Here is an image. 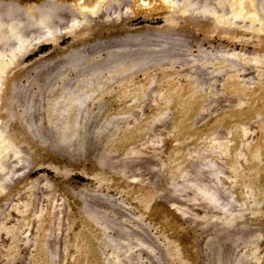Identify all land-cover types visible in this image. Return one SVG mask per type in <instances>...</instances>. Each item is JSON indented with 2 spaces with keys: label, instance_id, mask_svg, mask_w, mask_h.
<instances>
[{
  "label": "rangeland",
  "instance_id": "obj_1",
  "mask_svg": "<svg viewBox=\"0 0 264 264\" xmlns=\"http://www.w3.org/2000/svg\"><path fill=\"white\" fill-rule=\"evenodd\" d=\"M260 1L0 0V9L10 11L7 19L18 16L26 24L45 9L43 17L60 27L50 32L58 37L36 43L38 21L30 20L28 43L16 49L12 64L0 58V71H7L0 88V126L6 129L0 139H11L9 148L16 150L3 149L0 142V178L10 176L6 183L0 179V264H93L100 252L115 263L123 250L129 256L115 264H264V81L251 84L252 91L231 81L236 76L256 82L264 74V60L257 58L264 56V29L255 28L264 23ZM2 25L0 37L15 26ZM121 39L123 67H111ZM227 51L235 53L233 73L222 59H228ZM76 52L83 53L85 69L105 68V78L103 87L95 85L98 93L87 111L75 116L76 123L85 124L82 144L73 138L68 145L58 141L56 131L65 116L56 118L47 110L55 105L58 87L77 81L82 69L69 64ZM203 54L222 59L213 77L212 63L180 66ZM170 57L179 59L172 66L175 74L170 73L175 86L167 82L166 69L159 72ZM187 75L197 79L196 86L174 90ZM148 77L155 81L152 86ZM129 83L142 85L137 88L146 95L135 100L122 94ZM153 87L164 94L152 93ZM19 146L22 163L14 158ZM208 158L216 162L214 175L201 169ZM184 179L195 183L176 186ZM197 184L213 187L220 199L234 196L233 211L215 209ZM92 213H99L97 224L104 230L90 241L89 232L97 228L88 216ZM77 237L79 248H70ZM114 240H126L121 251L113 248Z\"/></svg>",
  "mask_w": 264,
  "mask_h": 264
},
{
  "label": "bare ground",
  "instance_id": "obj_2",
  "mask_svg": "<svg viewBox=\"0 0 264 264\" xmlns=\"http://www.w3.org/2000/svg\"><path fill=\"white\" fill-rule=\"evenodd\" d=\"M260 4H261V7L263 8V10H264V3H261V1H260ZM55 5V4H54ZM7 8H5V10H2V9H0V24L2 25V26H7V25H12V24H14L15 26L12 28V30L11 31H8V32H6L5 30V32H2L1 33V35H2V37H0V42H2L3 44H2V48L0 49V58L2 59V61H4L5 63H7V65H9L8 63H10V62H12V61H14L13 59H12V56L15 54V51H17L16 49H18V48H21V49H23L26 45H27V43H28V41H27V30L28 29H26L27 28V26H26V24L28 23V22H30V20L33 22V24L35 23V21L37 22L35 25L37 26V27H35V31H37L36 33H35V36L33 35L32 36V38L34 37V38H36V39H34L35 40V42L37 43V42H44V41H50V39H53L54 37H58V36H56L55 34H50V32H52V31H58L59 29L57 28V27H59L58 25L57 26H55V25H53V21H51L49 18V16H47V15H45V17H43V14H45L46 13V11L47 10H45V9H40V11H39V13L38 14H36L35 15V17L34 16H31L30 15V17L28 18L29 20L27 21V23L25 24L24 22L22 23L20 20H19V18H17L18 16H12V15H14V14H12L11 16L12 17H10V19H7V14H8V11L9 10H6ZM8 9H10V8H8ZM15 10V9H14ZM262 10V11H263ZM10 12V11H9ZM17 12V11H16ZM264 12V11H263ZM13 13V12H12ZM16 14V13H15ZM47 14V13H46ZM2 15L4 16L3 18H2V20H1V17H2ZM9 15V14H8ZM25 15V14H24ZM10 16V15H9ZM40 16V17H39ZM42 16V17H41ZM47 16V17H46ZM38 18H43V19H41L40 21L38 20ZM21 19H24V18H21ZM53 19V18H52ZM57 19V18H56ZM70 20V19H69ZM57 21H59V20H57ZM72 21V20H71ZM238 21V20H237ZM31 22V23H32ZM52 22V23H51ZM62 22V21H61ZM60 22V23H61ZM165 22H166V19H165ZM256 23V22H255ZM55 24V23H54ZM56 24H57V22H56ZM68 24V23H67ZM66 24V25H67ZM73 24H75V23H73ZM72 23L69 25L68 24V27H70V26H72L73 25ZM259 24V23H258ZM0 25V26H1ZM31 26H32V24H31ZM30 26V27H31ZM254 26V25H253ZM264 23H260L257 27L255 26V28H257V30H261V31H263V29H264ZM261 27V28H260ZM4 27H3V29H5ZM29 28V27H28ZM33 28H34V26H33ZM60 28V27H59ZM254 28V29H255ZM64 30V29H63ZM62 30V31H63ZM256 30V29H255ZM62 31H59V32H62ZM32 32H33V30H32ZM58 34H60V33H58ZM129 39V38H128ZM30 40V39H29ZM33 39H32V41H34ZM124 40V39H123ZM123 40L121 39V41L119 42V43H121L120 45L121 46H117V48L118 49H116V53H117V58H115L113 61H114V64H112V66L111 67H113V65H114V67H118V66H122V64L120 63L122 60L120 59V57L118 58V54L122 51V49L124 48L123 47V45H126V44H124L123 43ZM31 41V43H33ZM101 42V41H100ZM139 42H141L140 41V39H139ZM157 42V41H156ZM122 43H123V45H122ZM163 43V42H162ZM30 44V43H29ZM91 44V43H90ZM138 44V43H137ZM152 44V43H151ZM161 44V43H160ZM1 45V44H0ZM85 45H87V44H85ZM136 45V44H135ZM163 45H164V43H163ZM167 45V44H166ZM169 45H171V44H169ZM28 47V46H27ZM159 47V46H158ZM161 48V47H160ZM159 48V49H160ZM166 48V47H165ZM79 49V48H78ZM167 49V48H166ZM82 50V49H81ZM84 50V49H83ZM120 50V51H119ZM156 50V49H155ZM179 50H181V48H179ZM77 51V50H76ZM112 51V50H111ZM128 51V50H127ZM144 51V50H143ZM17 53V52H16ZM19 53V52H18ZM71 53H72V51H71ZM128 53H129V51H128ZM145 53V52H144ZM143 53V54H144ZM156 53H157V50H156ZM167 53V52H166ZM165 53V54H166ZM89 54V53H88ZM107 54H108V52H107ZM130 54V53H129ZM143 54H141V55H143ZM158 54V53H157ZM70 55V54H69ZM124 55V54H123ZM140 55V56H141ZM171 55V54H170ZM206 54H203V58L202 59H194V57L192 58L193 59V61L191 60H189V63L187 62V63H180V66L183 68V69H186V68H190V67H192V66H194L195 64H198L196 61L197 60H199L200 61V64H202L203 66H205V64H207V63H212V65H210V66H208V68H209V70H210V72H209V74H211L212 73V77L216 74V73H214V69L215 70H217L216 68V66L217 65H219V63L221 62L220 60H224V61H226L227 60V63L229 64V68H230V70L232 71V73H233V71L234 70H236V67H238L237 65H236V62H235V60L233 59V57L235 56V53H233V52H231V51H227V53H226V57L228 58V59H224V57L221 59V58H219V57H212L213 55H215V54H213L211 57H207L206 58V56H205ZM221 55H223L224 56V54H221ZM115 56H116V54H115ZM167 56V55H166ZM84 57V55H83V53L81 52V53H79V52H76V54L75 55H73L71 58H69V64L72 66L71 68H73V67H76V66H79V68L80 69H82L81 71H80V74L78 75V79H77V81H76V83L73 85V86H62V88L60 87H58V89H60V90H57V92L54 94L55 96H54V98H52L53 99V101H52V104H55V105H53L52 107L51 106H48V110L47 111H50L49 112V115L51 116V113L54 115V116H56V118L58 117H64V119L63 118H61V121L60 122H56L57 123V125L59 126H57L58 128H59V130H56V131H59V134H60V137H59V139H58V141L59 142H61V143H64V144H68L69 145V143L72 141V139L74 138L75 140H77L79 143H81L82 142V140L84 139V137L86 136L85 134V131H84V125L85 124H82L81 123V125L79 124L80 122V120L78 119V121H77V123H76V118H77V114H78V112H86L87 110H85V108H86V104H87V102L90 100H95L96 98V94L98 93L95 89V85H96V87L97 86H102L104 83V75L101 73V71H102V69L104 70L105 68H103L101 65L100 66H98L96 69H94V68H89V69H87V67H86V69L84 68L86 65H85V61H83V60H81V58H83ZM129 57V56H128ZM126 58V57H125ZM134 58V57H133ZM132 58V60H134ZM147 58V57H146ZM155 58V57H154ZM171 58V57H170ZM257 58H259V59H263L264 60V56L263 55H261V54H258L257 55ZM99 59V58H98ZM113 59V58H112ZM152 59V58H151ZM161 59V58H160ZM124 60V59H123ZM136 60V59H135ZM196 60V61H195ZM51 61V60H50ZM65 61V60H64ZM63 61V62H64ZM87 61V60H86ZM112 61V62H113ZM126 61H127V59H126ZM152 61V60H151ZM150 61V62H151ZM161 61V60H160ZM55 62H57V61H55ZM84 62V63H83ZM95 62V61H94ZM135 62V61H134ZM157 62H159V60L157 61ZM176 62H179V59L178 58H171V59H169V62H168V60H167V62L164 64V65H162L161 67H160V70H159V72L161 73L162 71H164V69H166V73L165 72H163V73H165V75H166V77H168V78H166L167 79V82L169 83V84H173V81H172V74H175L173 71H172V66L173 65H175L176 64ZM193 62V63H192ZM264 62V61H263ZM149 63V62H148ZM2 64H3V62H2ZM10 64H12V63H10ZM51 64H52V62H51ZM68 64V65H69ZM84 65V66H82V65ZM91 64V63H90ZM94 64V63H93ZM69 65V66H70ZM98 65V64H97ZM130 65H131V67L130 68H134L135 67V63H133V61H132V64L130 63ZM144 65V64H143ZM1 66V65H0ZM3 66V65H2ZM47 66H49V65H47ZM67 66V65H66ZM139 66H140V64H139ZM146 66V65H145ZM200 66V65H199ZM198 66V67H199ZM5 67V66H4ZM123 67V66H122ZM197 67V66H196ZM59 68H60V65H59ZM78 68V69H79ZM120 68V67H119ZM140 68V67H139ZM2 69V68H1ZM49 69H51V68H49ZM65 69V68H64ZM63 69V70H64ZM115 69V68H114ZM135 69V68H134ZM40 70V69H39ZM62 70V69H61ZM60 70V71H61ZM66 70V69H65ZM68 70V69H67ZM76 70V69H75ZM111 70V69H110ZM122 70V69H121ZM43 71V70H42ZM46 71V70H45ZM105 71V70H104ZM113 71V70H112ZM119 71V70H118ZM124 71V70H123ZM134 71V70H133ZM175 71V70H174ZM207 71V70H206ZM217 71H219V70H217ZM263 71V70H262ZM51 72H52V70H51ZM57 72V71H56ZM67 72V71H66ZM65 72V73H66ZM6 73H7V71L6 70H3V71H0V88H1V82L3 81V79L6 77ZM43 73V72H42ZM46 73V72H45ZM54 73V72H53ZM61 73V72H60ZM106 73V72H105ZM104 73V74H105ZM130 73V72H129ZM128 73V74H129ZM133 73V72H132ZM131 73V74H132ZM170 73H172V74H170ZM52 74V73H51ZM55 74V73H54ZM53 74V75H54ZM62 74V73H61ZM167 74H169L168 76H167ZM178 74H182L183 75V73L181 72H179ZM41 75V74H40ZM45 75V74H44ZM43 75V76H44ZM48 75V74H47ZM56 75V74H55ZM67 75V74H66ZM121 75H124L122 72L118 75V76H121ZM185 75V74H184ZM51 76V75H50ZM116 76V75H115ZM157 76H159L158 74H157ZM253 76V75H252ZM47 77H49V75L47 76ZM53 77V76H52ZM61 77V76H60ZM127 77V76H126ZM161 77H164V76H161ZM193 76H191V75H187V76H185L184 77V79H185V83H183V82H179V83H177L176 85H177V87H175V89L174 90H176V89H178L179 91L181 90V89H183V88H185V87H187V86H192V88H194V86H196V84L197 83H195L196 82V78H192ZM205 77V76H204ZM255 77V76H254ZM40 78V77H39ZM46 78V76L44 77V79ZM56 78V77H55ZM62 78V77H61ZM66 78H67V76H66ZM119 78V77H118ZM132 78V77H131ZM149 78V83H150V85L151 84H153V83H155V81H154V79L151 77H148ZM47 79V78H46ZM46 79L44 80V81H46ZM50 79H52V78H50ZM49 79V80H50ZM57 79H60V78H57ZM57 79L56 80H53V82H57ZM75 79H76V77H75ZM114 79V78H113ZM127 79V78H126ZM133 79V78H132ZM161 79V78H160ZM166 79H164V80H166ZM63 80V79H62ZM62 80H60L59 82H61ZM110 80V79H109ZM124 80V79H123ZM131 80V79H130ZM253 79H250V78H238V77H234L233 79H231V81L232 82H237V84H240V85H244L245 86V88L246 89H248L249 88V90H250V88H251V86L253 85V84H260V83H262L263 81H264V74L263 73H259V76H258V80H255L256 82H253L252 81ZM69 81V80H68ZM111 81V80H110ZM110 81H106V82H110ZM114 81H117V80H114ZM126 81V80H125ZM159 81V80H158ZM202 81V80H201ZM207 81V80H206ZM32 82V81H31ZM42 82V81H41ZM89 82H90V85H89ZM124 82V81H123ZM128 82H129V80H128ZM3 83V82H2ZM14 83V82H13ZM34 83V82H33ZM45 83V82H44ZM46 83H48V82H46ZM45 83V84H46ZM139 83V82H138ZM130 84L129 83V85L128 84H125V86H122V87H124V88H122V94H133V96H135L134 98H135V100L137 99L138 100V98L137 97H141V96H145L146 95V93L144 94V92L143 91H140L137 87H139V86H142V85H139V84ZM157 83V82H156ZM10 84H12V83H10ZM54 84V83H53ZM68 84V83H67ZM66 84V85H67ZM70 84H71V82H70ZM112 84V83H111ZM140 84H142V83H140ZM252 84V85H251ZM13 85V84H12ZM17 85V84H16ZM15 85V86H16ZM50 85V84H49ZM55 85H56V83H55ZM57 85H58V83H57ZM109 85V84H108ZM121 85H122V83H121ZM138 85V86H137ZM15 86L13 87L14 89H16L15 88ZM40 86V85H39ZM44 86H47V85H44ZM52 86V85H51ZM104 86H106V85H104ZM111 86V85H110ZM120 86V85H119ZM152 86V85H151ZM173 86H175V84H173ZM103 87V86H102ZM53 88V87H52ZM51 88V89H52ZM93 88V89H92ZM155 87H153L152 89H151V91H152V93H155V94H157V95H160V96H162L164 93H162V92H160L159 90H155L154 89ZM13 89V91L15 92V93H17V89L16 90H14ZM43 89H44V87H43ZM120 89V88H119ZM118 89V90H119ZM127 89V90H126ZM163 89V88H162ZM2 90V89H1ZM39 90H40V88H39ZM101 90V89H100ZM10 91V90H9ZM19 91V90H18ZM41 91V90H40ZM250 91H252V89L250 90ZM36 92H38V91H36ZM45 91H43V93H44ZM104 92V91H103ZM114 92V91H113ZM117 92V91H116ZM119 92V91H118ZM249 92V91H248ZM1 93V92H0ZM9 93V92H8ZM10 93H11V91H10ZM42 93V94H43ZM253 93V92H252ZM2 94V93H1ZM0 94V95H1ZM34 94H36V93H34ZM45 94V93H44ZM101 94V93H100ZM27 95H29V93L27 94ZM32 95V94H31ZM46 95V94H45ZM44 95V96H45ZM53 95V94H52ZM96 95V96H95ZM251 95V94H250ZM250 95H249V97H250ZM6 96V95H5ZM16 96V95H15ZM36 96H39L38 95V93L36 94ZM117 96V95H116ZM148 96V95H147ZM154 96V95H153ZM7 97V96H6ZM12 97V96H11ZM17 98H18V96H16ZM22 97V96H21ZM41 97V96H40ZM51 97V96H50ZM98 97H100V95L98 96ZM97 97V98H98ZM121 97V96H120ZM255 97V96H254ZM258 97V96H257ZM93 98V99H92ZM102 98V97H101ZM145 98V97H144ZM248 98V97H247ZM14 99V98H13ZM22 98H20V100H21ZM24 99H25V97H24ZM50 99V98H49ZM51 99V100H52ZM99 99V98H98ZM117 99H119V98H117ZM143 99V98H142ZM210 99H212V98H210ZM239 99V98H238ZM7 100V99H6ZM16 100L17 99H15V102H16ZM28 100V99H27ZM40 100V99H39ZM39 100L37 101V102H39ZM41 100H42V98H41ZM61 100V101H60ZM93 100V101H94ZM101 100V99H100ZM34 101V100H33ZM43 101V100H42ZM99 101V100H98ZM97 101V102H98ZM11 102H12V100H11ZM35 102V101H34ZM60 102H64V104L63 103H61V106H59V105H56V104H58V103H60ZM158 102V101H157ZM13 103V102H12ZM22 103H23V100H22ZM22 103H21V106H22ZM26 103V102H25ZM41 103V102H40ZM139 103H141V101L139 102ZM7 104H8V102H7ZM37 104V103H36ZM44 104V103H43ZM90 104V103H89ZM100 104H101V102H100ZM30 105V104H29ZM48 105H49V102H48ZM91 105V104H90ZM95 105V104H94ZM97 106V105H96ZM31 107V106H30ZM36 108H37V106H35ZM89 107H91V106H89ZM101 107V106H100ZM23 108V107H22ZM35 108V109H36ZM97 108H98V106H97ZM136 108H138V107H135V109ZM236 108H238L237 106H236ZM1 109V108H0ZM8 109V108H7ZM13 109H14V107H13ZM6 110V109H5ZM24 110V109H23ZM122 110V109H121ZM166 110V109H165ZM8 111V110H7ZM38 111V110H37ZM106 111V110H105ZM19 112V111H18ZM30 112V111H29ZM31 112H32V110H31ZM35 112V111H34ZM89 112V111H88ZM107 112V111H106ZM161 112V111H160ZM159 112V113H160ZM119 113V112H118ZM123 113V112H122ZM126 113V112H125ZM166 113V112H165ZM172 113V112H171ZM68 114V115H67ZM82 114V113H81ZM90 114V113H89ZM138 114V113H137ZM11 115V114H10ZM25 115H26V113H25ZM31 115H33V114H31ZM106 115V114H105ZM116 115V114H115ZM130 115V114H129ZM4 116H5V114H4ZM9 116V115H8ZM29 116H30V114H29ZM34 116V115H33ZM36 116V115H35ZM75 116H76V118H75ZM80 116H82L83 117V114L82 115H80ZM113 116H114V114H113ZM128 116V115H127ZM1 117V116H0ZM81 117V118H82ZM112 117V116H111ZM110 117V118H111ZM126 117V116H125ZM136 117V116H135ZM134 117V118H135ZM13 118V117H12ZM22 118V117H21ZM27 118V117H26ZM25 118V119H26ZM32 118H34V117H32ZM42 118H44V117H42ZM56 118H55V120H56ZM99 118V117H98ZM118 118V117H117ZM122 118H123V116H122ZM18 119V118H17ZM35 119V118H34ZM50 119V118H49ZM52 119V118H51ZM138 119V118H137ZM33 120V119H32ZM53 120V122L55 121L54 120V118L52 119ZM84 120V119H83ZM100 120V119H99ZM104 120V119H103ZM108 120V119H107ZM119 120H120V118H119ZM123 120V119H122ZM3 121V120H2ZM18 121V120H17ZM50 121V120H49ZM93 121V120H92ZM113 121V120H112ZM111 121V123H113L114 124V121L112 122ZM117 121V120H116ZM123 121H125V120H123ZM128 121V120H127ZM131 121H133V120H131ZM136 121V120H135ZM1 122V121H0ZM19 122V121H18ZM31 122H33V121H31ZM81 122H82V120H81ZM97 122H98V120H97ZM105 122V121H104ZM126 122V121H125ZM237 122V121H236ZM235 122V123H236ZM23 123H24V121H23ZM36 123V122H35ZM55 123V122H54ZM93 124H94V121L92 122ZM111 123H110V125H111ZM135 123V122H134ZM20 124V123H19ZM30 124H32V123H30ZM126 124V123H125ZM129 124H131V123H129ZM16 125V124H15ZM25 125H26V123H25ZM36 125V124H35ZM38 125V124H37ZM95 125V124H94ZM101 125V124H100ZM100 125H98V127L100 126ZM104 125H105V123H104ZM115 125H116V123H115ZM122 125H123V123H122ZM40 126V125H39ZM52 126V125H51ZM83 126V127H82ZM87 126H89V125H87ZM91 126V125H90ZM126 126H127V124H126ZM20 127H21V125H20ZM23 127V126H22ZM29 127V126H28ZM32 127H34V126H32ZM101 127V126H100ZM99 127V128H100ZM104 127V126H103ZM114 127V126H113ZM120 127V126H119ZM124 127V126H123ZM128 127V126H127ZM4 127H1L0 126V134H3L4 133V131L6 130L5 128L3 129ZM15 128V127H14ZM24 128V127H23ZM85 128H87L88 129V127H85ZM92 128V127H91ZM95 128V127H94ZM93 128V129H94ZM105 128H107V127H105ZM111 128H112V126H111ZM18 129V128H17ZM34 129V128H33ZM33 129H32V131H33ZM90 129V128H89ZM20 130V129H19ZM26 130V129H25ZM28 130H29V128H28ZM121 130V129H120ZM27 131V130H26ZM35 131H36V129H35ZM39 132H40V130H38ZM37 131V132H38ZM112 131V130H111ZM29 132V131H28ZM27 132V133H28ZM34 132V131H33ZM39 132H38V134H39ZM55 132V131H54ZM87 132V131H86ZM114 132V131H113ZM121 132V131H120ZM95 133H97V132H95ZM109 133V132H108ZM5 134V133H4ZM24 134V133H23ZM35 134V133H34ZM37 134V135H38ZM47 134V133H46ZM54 134V133H53ZM106 134V133H105ZM104 134V135H105ZM112 134V133H111ZM110 134V135H111ZM118 134V133H117ZM230 134H231V132H230ZM7 135V134H6ZM31 135V134H30ZM41 135V134H40ZM100 135V134H99ZM4 136V135H3ZM11 136H13V134L11 135ZM33 136V135H32ZM54 136H56V134L54 135ZM88 136V135H87ZM44 137V136H43ZM3 138V139H2ZM1 139H0V142H2L3 143V149H5V148H9V147H11L12 146V144H13V142H12V144H11V139L9 140L8 138H4V137H2ZM39 138H41V137H39ZM100 138V137H99ZM98 138V139H99ZM33 140V139H32ZM52 140V139H51ZM99 140H101V139H99ZM107 140H108V138H107ZM46 141H49V140H46ZM85 141V140H84ZM83 141V142H84ZM87 141H88V139H87ZM105 141V140H104ZM19 142V141H18ZM103 142V141H102ZM107 142V141H106ZM42 143V142H41ZM56 143V142H55ZM58 143V142H57ZM22 144H24V143H22ZM75 144V143H74ZM82 144V143H81ZM84 144H85V142H84ZM96 144V143H95ZM99 144V143H98ZM100 144H101V142H100ZM26 145V144H25ZM31 145V144H30ZM29 145V146H30ZM72 145V144H71ZM70 145V146H71ZM77 145V144H76ZM1 146V145H0ZM50 146V145H49ZM56 146V145H55ZM16 147V146H15ZM14 147V148H15ZM18 147V146H17ZM27 147V146H26ZM68 147V146H67ZM84 147V146H83ZM85 147H86V145H85ZM84 147V148H85ZM90 147H92V146H90ZM99 147V146H98ZM105 147V146H104ZM24 148V147H23ZM59 148V147H58ZM70 148V147H69ZM13 149V148H12ZM17 149V148H16ZM27 149H28V147H27ZM62 149V148H61ZM66 149V148H65ZM64 149V150H65ZM81 149V148H80ZM79 149V150H80ZM86 149V148H85ZM2 150V149H1ZM8 151L10 150V152L12 151L10 148L9 149H7ZM6 150V151H7ZM63 150V149H62ZM3 151V150H2ZM5 151V152H6ZM16 151V150H15ZM15 151H12V152H15ZM18 151V150H17ZM19 151H21L20 150V146H19ZM32 151V150H31ZM77 151V150H76ZM213 151V150H212ZM70 152V151H69ZM86 152V151H85ZM0 153H2V152H0ZM21 153H22V155L24 154L22 151L20 152V154H19V152H18V154L19 155H17V154H15V156H14V158H16V160H15V162L16 163H18L19 161L21 162L22 161V158H23V156L22 157H20L21 156ZM26 154V153H25ZM42 154V153H41ZM76 154V153H75ZM11 155V154H10ZM13 155V154H12ZM27 155V154H26ZM77 156V155H76ZM12 157V156H11ZM79 157V156H78ZM77 157V158H78ZM4 158H5V156H4ZM28 158V157H27ZM1 159V158H0ZM25 158H23V160H24ZM101 159V158H100ZM100 159H98V160H100ZM104 159V158H103ZM211 159H214V158H211ZM129 160V159H128ZM215 160H210L209 158H208V160H206V162L203 164V166H202V168L201 169H203V170H208V171H211V175H212V173H213V175H214V173H216V167H217V165H216V162H214ZM28 162V161H27ZM5 163V162H4ZM22 163V162H21ZM24 164V163H23ZM20 165V164H19ZM21 166V165H20ZM21 168H23V167H21ZM25 168V167H24ZM20 170V169H19ZM20 172H23V171H20ZM199 172V171H198ZM14 174H16V172H14ZM14 174H12V176L14 177L15 175ZM221 174L222 173H220V176H221ZM5 176H7V179H8V181H9V177L10 176H8V175H4V178H0L1 179V181L2 180H4V182L6 183L7 182V179H6V177ZM11 176V177H12ZM215 179V178H214ZM217 180V179H216ZM186 181L187 182H189L190 184L192 183H195V181H193L192 179H186ZM185 181V179L184 180H182L181 182H179V183H177V185L176 186H183L184 185V183L186 182ZM201 185V184H200ZM200 185H196L195 187H196V189H197V191L199 192V194L201 195V196H203V198L209 203V204H211L212 206H214L215 207V209H217V210H219L220 212H229L230 210H232L231 209V207H233V203H234V200H233V197L234 196H231V195H227L226 197V199H220L218 196H217V194H216V191L213 189V187H209L207 184H205V185H207V187H205V186H200ZM224 185V184H223ZM221 187H223L222 185H221ZM226 188V187H225ZM229 190V189H228ZM175 192V191H174ZM231 192V191H230ZM233 192V191H232ZM233 194H234V192H233ZM236 196V195H235ZM237 198V197H236ZM236 198H235V200H236ZM84 205V204H83ZM93 206V205H92ZM235 207V206H234ZM96 208V207H95ZM238 208H239V205H238ZM236 209V208H235ZM89 210V209H88ZM90 210H92V208L90 209ZM116 211V210H115ZM233 211V210H232ZM231 211V212H232ZM241 211V210H240ZM90 212V211H89ZM93 212V211H92ZM240 213V212H239ZM81 214V213H80ZM101 214H104V213H102L101 212ZM91 215V216H90ZM90 218H91V222L94 224H96L97 225V228L94 226V230L92 231V232H89V235H88V239L90 240V241H93V240H95V239H97L96 238V236H95V232H96V234L98 235V232L100 233H102L103 232V230H104V226L103 225H101V224H97V223H99V222H97L98 220L100 221V215H99V213H98V215L97 214H95V213H92V214H89L88 215ZM238 216V215H237ZM103 217H105L104 215H103ZM231 217V216H230ZM83 218V217H82ZM81 218V219H82ZM110 218H111V216H110ZM232 218V217H231ZM103 219V218H102ZM113 219V218H112ZM228 219H229V217H228ZM243 219V218H242ZM233 220V219H232ZM94 221V222H93ZM103 222H105V221H103ZM102 222V223H103ZM138 222V221H137ZM106 223V222H105ZM110 223V222H109ZM109 223H107V224H109ZM225 223V222H224ZM231 223V222H230ZM94 224V225H95ZM226 224V223H225ZM86 225V224H85ZM84 225V226H85ZM88 225V224H87ZM105 226H107V225H105ZM92 229V228H91ZM124 229V228H123ZM88 230V229H87ZM126 230V229H125ZM129 230V229H128ZM128 230H126V231H128ZM130 233V232H129ZM103 234V233H102ZM138 235H140V234H138ZM85 236V235H84ZM102 236V235H101ZM127 236V235H126ZM108 237V236H107ZM136 237V236H135ZM140 237V236H139ZM115 238H118V237H116L115 236ZM140 238H143V237H140ZM77 239L79 240V238L77 237L76 239H74V241L71 243L72 245L70 246V248H79V243H78V245H75V243H76V241H77ZM109 238H107V239H105V241H107ZM111 239H112V237H111ZM111 239H109V241L111 240ZM121 239V238H120ZM118 240V239H117ZM102 241V240H101ZM145 241V240H144ZM241 241V240H240ZM114 243H113V248L114 249H116L117 251H121L122 249H123V247H124V243L126 242V240H124V243H123V241L121 242V241H113ZM147 242V241H146ZM244 243H246V242H244ZM148 244V243H147ZM144 245V244H143ZM145 245H146V243H145ZM218 245V244H217ZM249 245H251V244H249ZM67 246V245H66ZM106 246V245H105ZM149 246H150V244H149ZM91 247V246H90ZM104 247V246H103ZM145 247H147V246H145ZM63 250H64V248H63ZM249 250V249H248ZM65 251V250H64ZM63 251V252H64ZM129 251V250H128ZM127 250H123L122 251V253L120 254V258H118V259H116L115 260V263L116 262H119V260L121 259V258H125V257H128L129 256V252H128ZM217 251V250H216ZM220 251V250H219ZM116 252V251H115ZM49 254H50V252H49ZM52 254V253H51ZM81 254V253H80ZM85 254H92L90 251H88V252H86ZM213 254H214V252H213ZM48 255V254H47ZM136 255V254H135ZM220 254H218V256H219ZM53 256V255H52ZM107 256V255H106ZM105 255H103V253L102 252H100V253H98V256H97V258H95L94 259V261H93V264H115L114 262H111L109 259H107V257H106ZM114 256H115V254H114ZM55 257V256H54ZM50 258V257H49ZM157 258V257H156ZM55 260H56V258H55ZM247 260H249V259H247ZM248 262V261H247ZM41 263V262H40ZM49 263V262H48Z\"/></svg>",
  "mask_w": 264,
  "mask_h": 264
}]
</instances>
